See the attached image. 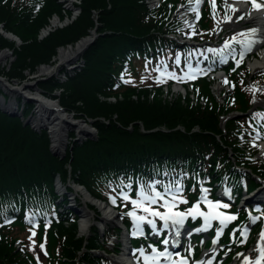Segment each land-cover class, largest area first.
<instances>
[{
    "label": "trees",
    "instance_id": "trees-1",
    "mask_svg": "<svg viewBox=\"0 0 264 264\" xmlns=\"http://www.w3.org/2000/svg\"><path fill=\"white\" fill-rule=\"evenodd\" d=\"M79 2L80 12L75 18H72V10L66 9L59 0H47L36 18L18 15L0 4V22L4 29L14 32L22 40L17 45L2 37V46L12 47L15 54L14 61L3 72L10 82L22 81L41 64L54 62L59 46L74 44L91 35L94 29L98 33L84 51L85 65L75 76H70L63 67L60 72L66 73V80L52 75L37 82L46 97L58 98L75 118L92 119L97 138L78 143L72 132L64 157L54 156L46 130L35 131L29 125L24 126L23 120L0 109V191L29 190L44 185L54 190L59 175L64 181L88 187L90 176L98 169L154 156L190 155L210 138L217 151L223 150L222 142L216 136L223 134L220 118L214 114L217 104L211 109L208 105L205 112L197 113L188 105L189 99L167 98L164 90H158L153 97L149 91L129 90L116 96V101L105 98L102 89L110 76L112 59L149 36L151 25L138 17L143 6L140 0ZM55 14L61 18L68 15L71 21L39 38L41 28L50 24V18ZM205 90L210 93L207 81ZM238 98L243 109H247L243 94L238 92ZM27 105L25 117L34 107L32 102ZM58 227L70 235L65 252L68 260L83 247H87L84 255L92 256V250L101 244L97 232L88 239L80 237L77 223L71 227L62 223ZM52 240L55 241L53 235ZM0 259H12V248L4 243L0 244Z\"/></svg>",
    "mask_w": 264,
    "mask_h": 264
},
{
    "label": "bare ground",
    "instance_id": "bare-ground-1",
    "mask_svg": "<svg viewBox=\"0 0 264 264\" xmlns=\"http://www.w3.org/2000/svg\"><path fill=\"white\" fill-rule=\"evenodd\" d=\"M231 7L238 8L239 11L245 16L247 21L249 22H254L255 24V31L251 34V36L248 38V42L244 44V50L247 51L249 50L250 47L254 48V62L252 63V69L257 71V70H262L264 69V62L260 61L261 59H264V51L258 50L260 46V41L261 39H264V18H263V13L264 9L261 10H253L250 11L249 7L247 4H243L241 2L237 3H232L230 4ZM58 19H54L52 25H56L58 23ZM1 30V27H0ZM90 37L84 38L82 41H80L75 47L69 48L66 50H61L60 51V56L61 59L64 62H71L74 59H77L79 56L80 52L85 48L90 43ZM9 56V53L6 51H3L0 53V63L4 61L7 57ZM54 72V69L50 67H44L42 69V74H51ZM218 78H221V80L225 81L226 75L225 74H219ZM4 88L8 92H16L14 88L10 85H6L5 82H2ZM222 84V83H221ZM32 84H26L24 87L25 88H30ZM23 87V88H24ZM40 92V91H38ZM41 93V92H40ZM3 100V98H2ZM37 101V102H36ZM35 102L38 104L37 105V115L32 121L33 124L36 126H41V125H48L51 129V136L53 139V149L55 151L61 152L62 148L65 146V140H66V133L67 129H70L74 126V128L77 131V137H89L86 136L87 133H92V129L88 124H84L83 122H75L73 121L74 125L70 122L69 120H72V117L70 115H65L63 112H61L58 109L57 103L56 102H50L45 100L43 97L39 96L37 93L35 94ZM4 108L7 110H14L18 111L19 110V105L17 102L14 100L9 101L8 103H4ZM264 153V145L261 147ZM78 192L83 191V189L77 188ZM87 195V194H86ZM256 194L252 197H255ZM88 203H95L100 208L103 209L104 215H99L102 219V222L104 223L105 226L109 225L110 223H115V219L113 218L114 212L112 209L108 208L104 204H101L97 201L94 200V198H91L90 196L85 197V204L86 207L85 209L82 210L81 213V229L82 232L86 231V229L89 227V223L91 222L93 218L94 212L92 210H89L87 208ZM262 248L264 247V241L261 242ZM130 249H125L121 256L115 257V262L117 264H127L128 262L125 261L127 256L129 255ZM256 252H258V249H256ZM261 255L259 256L258 259H260V264L264 263V258H261ZM256 262V261H255ZM255 262H251L249 264H255ZM130 263V262H129Z\"/></svg>",
    "mask_w": 264,
    "mask_h": 264
},
{
    "label": "rangeland",
    "instance_id": "rangeland-1",
    "mask_svg": "<svg viewBox=\"0 0 264 264\" xmlns=\"http://www.w3.org/2000/svg\"><path fill=\"white\" fill-rule=\"evenodd\" d=\"M79 0H68V2L66 3V6H67V8H71L72 7V2H78ZM77 7V6H76ZM75 14H77L78 13V9L77 10H75V12H74ZM74 16V15H73ZM66 15L63 17V18H61L62 19V21H61V23L59 22V24L58 23H56V25H52V23H50L48 26H46L45 28H44V30H42V32L39 34V38H44L45 36H46V34H47V32L48 31H50V29H53L54 28V26H55V29L56 28H58V27H61V25H64L68 20H66ZM66 25V24H65ZM252 25H254V24H252ZM54 30V29H53ZM49 34V33H48ZM4 35H3V33L0 31V53H2L3 51H6V52H8L9 53V56L4 60V61H2L1 63H0V109H1V111H8V112H11V113H14V110H7V109H5L4 108V103H8L9 101H15V102H17L18 103V105H19V110L18 111H15L16 113H18V115L19 116H17L18 118H20L21 120H23L24 121V123H23V125L24 126H27V125H29L31 128H33V130H35V131H41V130H46L47 132H48V134H49V137H50V141H51V147L53 148V139H52V136H51V129H50V127L48 126V125H41V126H36L35 124H33V120H34V118L36 117V113H37V101L35 102H32L34 105V107L32 108V110H31V112H30V114L27 116V117H25V114H24V112H25V110L27 109V107H28V101H27V99H24L23 98V96H22V94H20L18 91H16V92H8V91H6L5 90V88H4V86H3V84H2V82H5V83H7V84H11L13 87H16V86H19V87H22V86H25L26 84H32V88H31V90H32V93L35 95L36 93L39 95V93L40 92H38L40 89L38 88V85H37V82L39 81V80H41V79H45V78H47V77H51L52 75H58V73H59V71H60V69L61 68H68V69H72V68H76V70L74 71V72H70L71 74H74V73H76V72H78V71H80V66L82 65V61H81V58H82V55H83V53H84V51L87 49V47L92 43V41L94 40V34L93 35H88V36H86V37H84V38H88V37H90V43L87 45V46H85V48L80 52V54H79V56L77 57V59H74L73 61H71V62H64L62 59H61V56H60V51L61 50H66V49H69V48H73V47H75L80 41H82L84 38H82V39H80L78 42H76V43H74V44H69V45H61V46H59L58 47V52H57V54H56V56H54L53 57V59H54V62H52V63H49V64H41L40 66H38V68H37V70L35 71V72H31L30 74H28L27 75V78L26 79H24V80H22V81H17V80H15L14 82H10L6 77H4L3 76V72H6V67H9L10 66V64L14 61V49L12 48V47H6V46H2V40H3V37ZM10 40V39H9ZM11 41V40H10ZM17 44V43H16ZM17 45H20V44H17ZM254 62V61H253ZM44 67H50V68H52V69H54V72L53 73H51V74H42V69L44 68ZM62 75V74H61ZM61 77V76H60ZM17 81V82H16ZM219 82V79L217 80V83ZM216 83V84H217ZM215 87H216V85H215ZM34 89L36 90V91H34ZM25 92L26 93H28V91L27 90H25ZM57 94H58V92H57ZM41 95L42 96H44V97H46L43 93H42V91H41ZM2 98H3V100H2ZM47 99H45V100H51L52 102H59V99L57 98V99H52V98H48V97H46ZM29 100V99H28ZM262 102V101H261ZM60 104V103H59ZM262 105H264V103H262ZM62 107V106H61ZM66 110V109H65ZM65 115H70V112L69 111H67L66 110V112H64V111H62ZM5 113V112H4ZM10 114V113H9ZM71 117H72V120H69L68 122H70V123H72L73 125H74V123H73V121H75V122H83L84 124H88L89 126H90V128L93 130L92 131V133L94 134V135H96V129L92 126V125H90L89 123H87V122H85V121H83L82 119H77V118H75L72 114L70 115ZM72 132H75V134L77 133V131H76V129L74 128V126L72 127V128H70V129H67V137H66V140H65V146H64V148H62V151H61V154L60 155H63V153H64V151H66V149H67V147H68V145L70 144V134L72 133ZM92 133H87L86 134V136H89V137H91V134ZM76 136H77V134H76ZM84 139V138H86L85 136H83V137H77L76 139ZM75 139V140H76ZM82 141V140H81ZM71 182V181H70ZM71 184V183H70ZM58 185H59V183H58ZM76 188H79V189H82V187L81 186H78V185H76ZM66 188L63 186V187H61V191H64ZM80 198H81V201H82V203H81V206H80V210H83V209H85V197L87 196L86 194H85V191L83 190L82 192L80 191ZM73 195H75V193L73 194ZM98 202V201H97ZM98 204H99V202H98ZM71 205H74V202L72 201L71 202ZM89 205L92 207V208H94V210H98L97 209V207H95L94 205H92L91 203H89ZM99 208H100V206H99ZM89 209V208H88ZM90 210V209H89ZM94 210H92L93 212H94ZM98 212H100V215H104V212H103V209L102 208H100V210H98ZM95 218V219H94ZM116 224H114V223H110L109 225H107V226H105L104 225V223L102 222V219H101V217L100 216H98L97 217V215H96V213L94 212V214H93V218H92V220H91V222L89 223V227L86 229V231H84V232H82V229L80 228V234L81 235H89V233H90V229L92 228L93 229V227H96V228H98V231L100 232V234H103L104 233V231H105V229L108 227V226H115ZM121 226H122V224H121ZM82 227V226H81ZM91 229V230H92ZM124 235H122V237L120 236V239L122 240V242L124 243ZM123 249V246H122V244L120 245V250H122ZM123 251H121L120 253H113V257H116V256H121V253H122ZM96 254H98L99 253V251H96L95 252Z\"/></svg>",
    "mask_w": 264,
    "mask_h": 264
},
{
    "label": "snow or ice",
    "instance_id": "snow-or-ice-1",
    "mask_svg": "<svg viewBox=\"0 0 264 264\" xmlns=\"http://www.w3.org/2000/svg\"><path fill=\"white\" fill-rule=\"evenodd\" d=\"M191 2H192V0H190V3ZM201 2H202V0H195V4L197 6ZM251 3H252V6H253V8L255 10L264 9V5L257 3L256 0H251ZM209 4H210V7L214 11L215 10V7H216L215 0H209ZM192 10L193 11H196L197 9L194 7ZM239 18L240 19H243L244 17L241 16ZM227 19H231V17H227ZM253 31H255V30H253ZM241 35H243V34H241ZM226 46H227V42H226ZM241 56H243V53H241ZM225 83H227V81H225ZM140 195H141L142 198H147V197H144V194L143 193H141ZM123 198L125 200L129 199V197L127 195H123ZM157 198L163 199V196L160 193H155V195L153 197L147 198V199H149L150 203H155V201H156ZM114 201H115V198H113V202ZM131 202H132V204H133L134 207L139 206L142 203V201H138L136 199H133ZM165 207L168 208L169 210L168 211H165L163 213L160 212V211H158V210L151 209V208H149L147 206H144L142 208V210L145 213L150 214L151 216L159 217L162 221H164V226L165 227L168 226V222L169 221H171L174 225H183L184 218H185L186 213L185 212H173V211H171L170 209H171V207H174V205H169L168 202L165 203ZM195 207L196 206H194V208ZM210 207H219V205L217 204V205L213 206V205L210 204ZM224 207H227V205H224ZM193 210L194 209H189L187 214H191ZM128 215L135 216V212L134 211L133 212H129ZM221 216H222V214H220V213H217L216 214V217L217 218H220ZM234 218H235L234 216H224L221 219V223H225L226 221H230V220H232ZM136 219L138 221H145L146 220L148 224H154V221L151 220V219H148L147 216H139V217H136ZM261 237H262V239H264V233H261ZM163 243L167 244L168 241L165 240V241H163ZM40 247L43 248V244H41ZM260 251H261V254H262L261 255V258H264V248H261ZM164 255H166V253H164V252L157 253V256H164ZM155 258L156 257H153V259H155ZM145 259L147 260V257ZM245 260H246V264H249L248 258H245ZM255 264H260V259H257L256 262H255Z\"/></svg>",
    "mask_w": 264,
    "mask_h": 264
},
{
    "label": "water",
    "instance_id": "water-1",
    "mask_svg": "<svg viewBox=\"0 0 264 264\" xmlns=\"http://www.w3.org/2000/svg\"><path fill=\"white\" fill-rule=\"evenodd\" d=\"M0 27H1V30H2V25H0ZM92 34H94V39H95V37H96V29L92 32ZM93 41H94V40H93ZM93 41H92V43H93ZM6 85H10V84H7V83H6ZM10 86H11V85H10ZM12 87H13V86H12ZM39 91H41V90H39ZM39 94H40V93H39ZM40 96L43 97L44 99H47L46 97L42 96L41 94H40ZM32 100L35 101V98L32 99ZM47 101H49V100H47ZM50 102H51V100H50ZM56 103H57L58 109H59L61 112H62V111L66 112V110H65L63 107H61V105L59 104L58 101H57ZM5 109H6V108H5ZM3 112H5V113H7V114L10 113L9 115H10L11 117H17V116H19L18 113H16L15 111H14V113H11V112L4 111V110H3ZM71 114L73 115V113H70V115H71ZM82 120L86 122L85 119H82ZM89 136H90V135H89ZM91 137H94V134H93V133L91 134ZM75 141L80 142L81 139H76ZM51 149H52L54 155L59 156V155L61 154V152L55 151L52 147H51ZM64 153H65V151H64ZM64 153H63V154H64Z\"/></svg>",
    "mask_w": 264,
    "mask_h": 264
}]
</instances>
